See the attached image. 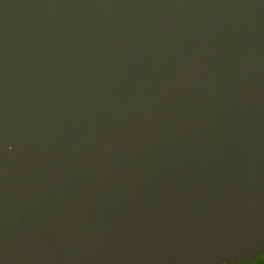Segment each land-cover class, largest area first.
<instances>
[{"label": "water", "instance_id": "95a60500", "mask_svg": "<svg viewBox=\"0 0 264 264\" xmlns=\"http://www.w3.org/2000/svg\"><path fill=\"white\" fill-rule=\"evenodd\" d=\"M264 252V0H0V264Z\"/></svg>", "mask_w": 264, "mask_h": 264}, {"label": "flooded vegetation", "instance_id": "af4514ba", "mask_svg": "<svg viewBox=\"0 0 264 264\" xmlns=\"http://www.w3.org/2000/svg\"><path fill=\"white\" fill-rule=\"evenodd\" d=\"M221 264H264V252H261L251 260H241L236 263L223 262Z\"/></svg>", "mask_w": 264, "mask_h": 264}]
</instances>
